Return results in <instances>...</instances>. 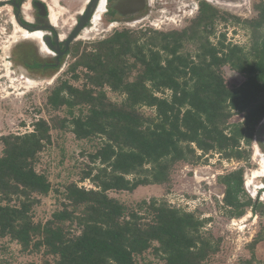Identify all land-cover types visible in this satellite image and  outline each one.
<instances>
[{"label":"trees","instance_id":"16d2710c","mask_svg":"<svg viewBox=\"0 0 264 264\" xmlns=\"http://www.w3.org/2000/svg\"><path fill=\"white\" fill-rule=\"evenodd\" d=\"M256 9L249 55L232 48L225 58L215 56L204 30L217 12L208 5H201L198 17L182 32H155L141 41V36L122 30L82 52L70 71L83 69L85 86L62 82L50 91L46 105L53 111L68 109L77 140L100 138L89 156L94 167L81 178L96 189L66 185L61 209L45 223H34L31 211L37 197L51 190L35 164L58 126L39 119L31 132L2 136L0 238L9 237L23 251L42 248L55 264H136L135 258L149 250L165 264H204L217 245L201 234L202 220L155 199L129 207L108 192L166 184L175 165L209 153L244 158L239 139L247 136L249 143L248 129L264 115L255 99L264 95V4ZM188 42L195 45L194 53L182 51ZM226 63L246 78L241 88L226 87L218 71ZM105 87L124 100L111 102ZM142 107L153 109L154 115L145 116ZM245 109L251 125L233 126L227 136L232 110ZM242 174L238 170L220 179L223 201L236 216L244 208L257 210L250 199L239 201ZM66 224L76 226L78 233H67Z\"/></svg>","mask_w":264,"mask_h":264},{"label":"rangeland","instance_id":"374dc122","mask_svg":"<svg viewBox=\"0 0 264 264\" xmlns=\"http://www.w3.org/2000/svg\"><path fill=\"white\" fill-rule=\"evenodd\" d=\"M9 1L0 0V138L9 134L31 132L32 125L39 119L58 126H54L51 130V143L39 154L35 164L36 171L44 174L51 185L47 196L37 197L39 202L31 211L33 222L43 224L51 218L55 211L61 209L66 185L74 183L78 187L96 189L90 181L81 182V178L84 173L94 167L89 156L101 144L99 137L92 140L75 138L71 133L69 124L71 116L68 109L63 107L53 111L46 105L50 91L62 82H68L76 88H83L86 84L85 71L78 68L75 73H72L70 67L82 52L92 50L95 44L106 40L114 32L129 31L141 36V41H143L152 37L155 32L165 33L173 28L178 31L184 29L194 19L197 12L193 10L192 14L187 13L183 20L178 17L175 24L170 21L168 25L158 23V26H150L145 22L134 26L123 25L118 21L104 23L99 21L101 16H98L96 23L88 24L79 38L70 44L69 54L61 60L58 67L52 70H42L40 68L29 69V66L32 63H38V65L49 63L51 56L46 53L47 50L44 49L40 40L28 38L22 31L15 28L12 23L14 10ZM33 1L35 0H25L24 4H30ZM44 1L47 6L51 5L55 8L57 13V34L67 37L73 29L71 28L75 23L73 19L82 10L86 0H54L55 4L53 0ZM240 5L233 3L229 9L219 11L220 13L228 12L231 17L241 20L249 19L253 14H249L248 4L246 8ZM29 10L22 11V13L24 12L25 16L31 19ZM22 13L19 15L21 18L24 17ZM224 28L226 29L222 23H216L215 33L217 35L210 38L212 43L217 41L218 33H222ZM225 33L226 43L237 45L247 51L251 35L245 27L230 24L229 31ZM37 42L46 52L41 51ZM182 51L194 53L195 45L185 43ZM220 72L225 83L230 87H237L244 81L242 75L229 67H222ZM75 75L79 77L77 80L74 79ZM103 90L111 102L121 103L124 100L123 95L114 93L107 87ZM164 95L168 97L169 93L166 92ZM139 111L147 117L154 115V110L151 108L142 107ZM74 115H78L77 110L74 111ZM240 117V115L231 114L228 123L235 124ZM62 120H66V123H62ZM252 146L253 143L249 146L241 144L240 151L244 154V158L247 157L246 159H228L218 153H209L197 161L175 165L171 170L169 182L166 184L140 186L133 192L110 191L108 196L116 198L129 207H135L142 201L149 202L155 199L168 206L194 214L196 218L203 221L201 234L217 245V251L204 264H244L252 258H254L252 264H264V194L261 197L262 200L255 197L257 189L262 186L259 177L263 178L260 176L263 155L259 148L258 154L255 153L256 144L254 150ZM1 151L0 143V155ZM238 170L243 173L244 189L239 201L244 202L250 199L262 205L257 208L256 212L250 208H244L242 216H236L233 210L225 205L224 186L220 184L221 177ZM254 173L258 174L256 178H253ZM65 230L69 234H76L79 231L76 226L68 224ZM255 239L258 241L251 252L250 245ZM54 259L53 256L45 255L42 248L40 250L30 248L23 251L9 237L0 238V264H55ZM135 262L136 264H165L164 260L155 255L152 250L136 257Z\"/></svg>","mask_w":264,"mask_h":264},{"label":"flooded vegetation","instance_id":"af4514ba","mask_svg":"<svg viewBox=\"0 0 264 264\" xmlns=\"http://www.w3.org/2000/svg\"><path fill=\"white\" fill-rule=\"evenodd\" d=\"M24 1L25 0H10L9 1L14 10L13 19H14L15 14H18V19L24 26H26L27 29H24V30L30 32L28 33L29 35H35L38 33V37L31 38V39H35L37 41L40 40V43L44 46V49L47 50V52L41 49V46L38 42H37V45L40 47L41 51L46 52L48 53V55L51 56V61L49 63H44L42 65H38V63H32V65L29 66V69L40 68L42 70H52L58 67L59 64L61 63V60L66 55L69 54L70 44L75 39L79 38V35L82 33L83 29L87 27L88 24H91V23L95 24L98 16L99 17L101 16L99 21H102L104 23H114V22L116 23L118 21L123 25L128 24L129 26H134L135 24L145 22L146 24H149L150 26H153V25L158 26L159 25L158 23H163L164 25H168L170 21H173L175 24L176 21H178V17H180L181 20H183V18H186L185 16L187 13L192 14L193 10H195L197 12L196 16L194 17V19L191 20V22L184 29L180 31H178L176 28H173L170 30L161 29L165 31L168 30L165 33L173 32V31L182 32L183 30L187 29L191 25V23L198 17L201 5H208L213 11L217 12L216 17L209 19V23L207 24V30H204L205 34L208 36L209 48L212 51H215V56L218 58H225L229 56V51L232 48H237L243 51V53H245L246 55H249L251 48H252L251 47L252 41H253L252 36L254 34L250 24L259 15V12L256 9V7L264 4V0H97L95 8L91 16L89 17L88 22L84 25L82 30L78 32L74 40H72L68 44V49L67 51H65L64 42L68 39V37L76 29V27L78 26L80 22V17L85 14L92 0H86L84 2L81 8L82 10L80 9L81 11L79 10L80 11L78 12L79 14L77 13L76 17L73 19L75 23L74 25L71 26V28L73 29L67 37L57 34L56 27L58 26V23L54 25L51 22L50 12H49V7H48L49 5L47 6V3H45L46 1L35 0L30 4H24ZM251 2H254V4H250ZM55 3L56 2L53 0V4ZM233 3L241 4L240 7H243V6L245 7L246 4H248L249 14H253V15L249 19L246 18L245 20H241L239 18L231 17L228 12L220 13L219 10L229 9ZM39 4H41L42 6ZM193 4H195V6H192ZM27 10L31 11V13L29 12L31 19L29 17H26L24 12L22 13V11H27ZM20 13L24 15L23 18L19 17ZM159 18L161 20H159ZM14 21L12 22L15 28L21 31V29L17 27L18 25L16 24V21L15 22ZM129 22H131V24ZM217 22L222 23V25L226 27V29L224 28L222 33H218L217 41L215 43H212L211 42L212 40L210 38L212 36L217 35V33H215V30H216L215 26ZM230 24L235 25L236 27H245V29L248 32H250V35H251L250 44H249V47L247 48V51H245V49L242 47L225 42V35H226L225 32L229 31ZM261 32H264V31L261 30ZM158 33H161V32H158ZM46 40H49L53 47H49L46 43ZM56 47H58L59 49L58 52L54 49ZM222 67L230 68L229 63L223 64L220 67V69ZM220 69L218 71L221 75ZM245 81H246V78L244 77V81H242L241 84L238 85L237 87H230L225 83V81L224 83L226 87L229 89H238L243 86ZM255 99L257 100L256 104H259L262 107L261 111H264V95H261V96L258 95L256 96ZM248 111L249 109H245L242 111L232 110L231 112L232 115L236 114L237 116L240 115L241 117L237 123L227 124L229 126L228 130L225 131L227 136L230 135L229 131L231 130L233 126H241L245 128L251 125L252 122L248 124L247 122L249 120L247 121L246 119V115ZM248 130H251V139L249 140V143H247V136H244L243 138L239 139V143H238L239 150L242 149L241 144L249 146L253 143V146H252L253 150L256 144V146H258L259 148L260 153L263 155L262 157L264 159V115L261 118H259V120L255 121V123H253L251 125V128ZM261 177L263 178L259 177V179L262 182V186L257 189V192L255 194V197L260 200H262L261 197L264 194V176H261ZM253 206L257 208L259 206L262 207V205H260V203H257V202H253ZM251 210L254 211L253 209Z\"/></svg>","mask_w":264,"mask_h":264},{"label":"water","instance_id":"95a60500","mask_svg":"<svg viewBox=\"0 0 264 264\" xmlns=\"http://www.w3.org/2000/svg\"><path fill=\"white\" fill-rule=\"evenodd\" d=\"M97 0H92V2L90 3L89 7L87 8L85 14L83 16L80 17V22L78 24V26L76 27V29L72 32V34L68 37V39L64 42L65 44V51H67L68 49V44L74 40V38L77 36L78 32L82 30V28L84 27V25L88 22L89 17L91 16L95 5H96ZM41 5V4H39ZM42 6V5H41ZM14 20L16 21V24L21 27L22 29H27L26 26H24L20 20L18 19V14H15L14 16ZM48 28V27H47ZM46 43L49 47H53L52 44L50 43L49 40H46ZM57 43V41H56ZM57 52L59 51L58 47L54 48Z\"/></svg>","mask_w":264,"mask_h":264},{"label":"bare ground","instance_id":"6f19581e","mask_svg":"<svg viewBox=\"0 0 264 264\" xmlns=\"http://www.w3.org/2000/svg\"><path fill=\"white\" fill-rule=\"evenodd\" d=\"M49 7V12H50V19H51V22L54 24V25H56L57 24V13H56V11H55V8H53L51 5H49L48 6ZM95 20V19H94ZM13 23V22H12ZM23 33H24V35L26 36V37H28V38H36V37H38V33L37 34H35V35H29L27 32H25V31H23V30H21ZM258 146H256L255 147V153L257 154L258 152ZM262 171H261V174H260V176H264V159L262 158V169H261ZM256 174V175H255ZM258 176V174L257 173H254V176H253V178H256Z\"/></svg>","mask_w":264,"mask_h":264}]
</instances>
